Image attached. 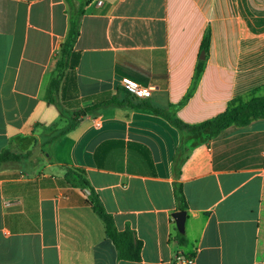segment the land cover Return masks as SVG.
I'll return each instance as SVG.
<instances>
[{"label": "crops", "instance_id": "obj_1", "mask_svg": "<svg viewBox=\"0 0 264 264\" xmlns=\"http://www.w3.org/2000/svg\"><path fill=\"white\" fill-rule=\"evenodd\" d=\"M67 12L65 0H0V152L21 157L0 165V264H173L177 254L193 264H264V118L211 140L185 136L178 180L182 136L145 109L103 106L51 141L71 114L59 106L66 91L48 93ZM206 31L204 69L177 118L197 125L234 98L262 94L264 0H89L68 97L122 95L126 77L153 87L143 101L177 104ZM68 169L82 171L118 231L133 232L138 262L117 259ZM174 183L187 206L184 234L172 218Z\"/></svg>", "mask_w": 264, "mask_h": 264}, {"label": "trees", "instance_id": "obj_2", "mask_svg": "<svg viewBox=\"0 0 264 264\" xmlns=\"http://www.w3.org/2000/svg\"><path fill=\"white\" fill-rule=\"evenodd\" d=\"M65 2L68 5V30L60 47L57 74L49 83L48 93L51 99L54 98L55 95H58V92L66 91L69 93L71 87H75V68L78 64L79 54L74 51V45L79 36L80 20L83 9L89 0H65ZM209 40V31H206L200 46V52L203 53L204 59L198 60L192 86L181 102L159 108L143 100L134 99L124 91L122 95L114 96L106 93L101 96L85 97L81 100L69 98L66 93L65 95L67 96H63V100L59 106L71 111L68 117L69 124L65 129L57 133L51 141H55L57 138L72 131L83 117L103 106L127 105L131 108L145 109L164 118L169 124L175 127L182 136L180 147L172 160V173L176 180H178L181 166L190 155V149L184 146L183 143V138L185 136L194 137L199 134H205L207 139L211 140L220 136L230 127L244 129L250 126L253 121L264 118V87L261 89L262 94H258V91H253L245 96L230 100L222 113L197 125L185 124L177 118L176 113L178 109L182 107L190 97L204 69L205 59L208 55ZM61 108L60 110H62ZM20 159L21 157L19 155L12 154L8 150L0 152V165L18 162ZM67 172L65 177H70L71 175L69 174L72 173V176L76 177L79 186L88 192L87 204L102 222L105 236L112 242L117 253V259L128 262H138L140 260L141 245L139 242L135 241L133 232L128 228L121 232L116 229L113 217L104 209L97 194L90 187L89 183L83 179L81 170L72 171L68 169ZM174 199L177 209L179 211H185L187 206L179 183H174ZM178 236L179 242L182 243L183 236Z\"/></svg>", "mask_w": 264, "mask_h": 264}, {"label": "built area", "instance_id": "obj_3", "mask_svg": "<svg viewBox=\"0 0 264 264\" xmlns=\"http://www.w3.org/2000/svg\"><path fill=\"white\" fill-rule=\"evenodd\" d=\"M121 89L129 94L131 97L137 100H146L151 96L153 87L141 86L135 81L129 78H122L119 83ZM194 256H186L183 254H177L174 257L173 264H193Z\"/></svg>", "mask_w": 264, "mask_h": 264}, {"label": "water", "instance_id": "obj_4", "mask_svg": "<svg viewBox=\"0 0 264 264\" xmlns=\"http://www.w3.org/2000/svg\"><path fill=\"white\" fill-rule=\"evenodd\" d=\"M200 60L204 59L203 53H201ZM88 193V192H87ZM186 213L184 211L175 212L172 214V218L175 221L176 229L178 233L184 234V222H185Z\"/></svg>", "mask_w": 264, "mask_h": 264}, {"label": "rangeland", "instance_id": "obj_5", "mask_svg": "<svg viewBox=\"0 0 264 264\" xmlns=\"http://www.w3.org/2000/svg\"><path fill=\"white\" fill-rule=\"evenodd\" d=\"M67 116L68 115L66 113L63 114V117H64L63 119H65V124L60 127L61 129L59 128L60 130L65 129L68 126L69 120H68V117Z\"/></svg>", "mask_w": 264, "mask_h": 264}]
</instances>
